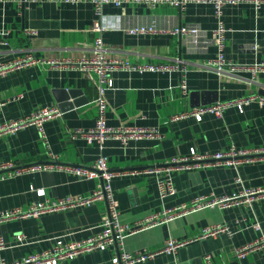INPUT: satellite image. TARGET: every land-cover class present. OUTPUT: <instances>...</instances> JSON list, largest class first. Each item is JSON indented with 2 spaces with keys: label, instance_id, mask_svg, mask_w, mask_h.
<instances>
[{
  "label": "crops",
  "instance_id": "0c3cea01",
  "mask_svg": "<svg viewBox=\"0 0 264 264\" xmlns=\"http://www.w3.org/2000/svg\"><path fill=\"white\" fill-rule=\"evenodd\" d=\"M105 21L112 26L102 33L107 58L134 64H179L163 70L115 69L113 85L106 91V124L114 128L157 129L159 137H140L123 144L117 138L89 142L74 130L89 131L95 126L96 74L88 75L75 65L31 64L0 75V123L29 117L42 108H58L60 114L43 122L48 147L35 124L0 135V162L28 165L47 162L49 152L57 164L90 166L100 156L110 169L122 171L111 179L112 192L123 222L130 225L165 207L188 203L194 197L213 193L218 196L240 192L244 187H264V159L239 165H216L173 174L175 193L160 198L155 173L147 167L172 157L198 152L264 147V103L252 100L227 107L221 116L204 113L176 115L199 105L240 99L258 94L264 97V70L253 73L248 66L264 61V2L256 7L250 1L226 4L222 19L226 28L225 54L236 65L231 73H218L206 66L216 57L211 31L217 26L213 5L188 2L183 8L168 3L155 7L126 3L103 7ZM93 3L89 0H30L19 4L0 0V64L26 53L44 59L77 61L91 58L96 32ZM153 24L171 28L198 27L196 34L172 32L127 33L124 27ZM67 99L57 100V91ZM69 90L78 91L75 96ZM81 100L79 104L74 101ZM85 99L87 100L85 102ZM59 103H71L63 110ZM98 178L79 179L62 168H48L0 177V211L26 209L47 199L91 193ZM43 189L44 194L37 191ZM107 213V202L96 200L38 217L14 218L0 222L5 247L0 259L13 262L57 244L88 237L99 230ZM258 224V227L254 226ZM225 225L220 231L198 237L202 229ZM264 232V197L250 203L225 208L205 207L160 225L134 231L124 239L128 251L161 249L167 239L186 242L173 252H160L135 264H205L210 254L215 264H264V247L243 258L236 247ZM23 235L19 240L17 235ZM114 245L81 253L58 264H111Z\"/></svg>",
  "mask_w": 264,
  "mask_h": 264
},
{
  "label": "built area",
  "instance_id": "2783aa9c",
  "mask_svg": "<svg viewBox=\"0 0 264 264\" xmlns=\"http://www.w3.org/2000/svg\"><path fill=\"white\" fill-rule=\"evenodd\" d=\"M19 4H25L30 0H13ZM65 2H73L80 0H60ZM93 3L95 18L92 23V29L96 32L91 58H82L77 61L71 60H55L44 59L37 57L31 53H26L20 58H17L9 63L0 64V75L8 71L22 68L31 64L41 65H75L83 69L88 75L96 74L95 84L97 87V98L95 104L98 108V116L95 126L89 131L74 130L72 134L85 135L89 142L98 140L102 142L107 138H117L123 144H126L130 139L140 137L155 138L159 137L157 129L146 127H125L114 128L106 124L105 114L107 110L106 91L112 87L113 81L111 72L115 69L139 70V71H156L168 68H177L180 71H185V67L179 64L171 65L166 63L151 64H134L129 61L120 59L107 58L105 56L106 50L102 43V33L112 25L105 21L103 13L104 5L112 3L116 6H122L126 3H144L147 6L155 7L161 3H168L170 5L183 8L186 3L207 2L213 5L214 15L217 19V26L211 31V40L216 47V57L208 60L206 66L216 70L218 73L231 74L238 65L228 60L225 54L226 28L222 19L223 7L226 4L250 1L256 7H259L264 0H89ZM127 33H158V32H172L180 35L196 34L199 29L190 25H177L171 28L158 27L153 24L149 25H133L124 27ZM253 73L264 70V61L256 63L253 66H248ZM252 100H258L264 103V97L258 94L246 95L240 99L229 101H217L206 105H199L191 108L188 111L182 112L175 116V118L194 116L200 120L204 113H213L216 116H221L223 111L231 106L236 105L239 109L242 105ZM60 114L58 108H42L29 117L18 118L9 122L0 123V135L14 132L20 127L28 124H35L38 128L40 137L46 147L48 141L44 130L43 122L47 119L55 117ZM49 160L42 163H34L28 165H14L12 163L0 162V177L16 175L29 171L43 170L48 168H62L74 173L79 179L98 178L100 184L91 193L85 195H68L61 199H45L33 203L26 209L14 208L0 211V222L23 217H38L42 213L60 211L68 208H73L82 205H89L96 200H105L107 202V213L100 223L99 230L82 239L68 241L66 243L57 244L44 251L33 253L23 257L18 261L6 262L0 259V264H58L66 259H71L74 256L89 252L95 249H106L110 245H114L115 254L111 258V264H135L137 262L145 261L160 252H173L177 247L184 244L185 240L169 238L166 244L158 250H149L147 248L138 249L134 252L128 251L124 246V239L130 233L143 229L148 226L160 225L164 222L170 221L174 218L182 216L187 213L205 207L225 208L230 205L240 203H250L253 199L264 197V187H244L240 192L231 195L218 196L213 193L199 195L194 197L188 203H181L177 206L165 207L161 211L153 212L147 216L138 219L134 224L130 225L123 222L120 217V212L112 192L111 179L114 175L123 173L122 171H115L109 168L106 157L100 155L92 165H74V164H57L56 157L50 153ZM259 159H264V147L255 148H237L231 146L224 150L198 152L194 149L188 155L172 157L162 164L153 165L145 168V170L155 173L157 177V189L160 198L173 195L175 193V185L173 182V174L181 171L197 170L216 165H239L244 162H252ZM44 194L43 189L37 191ZM258 227L257 223H254ZM220 231L231 233L229 227L225 225H214L202 229L198 237H206L214 235ZM17 238L21 240L23 235L18 234ZM5 247V241L0 236V249ZM264 247V232H262L256 239L244 243L235 249L237 258H243L249 252ZM205 264H215L210 254L204 257Z\"/></svg>",
  "mask_w": 264,
  "mask_h": 264
},
{
  "label": "water",
  "instance_id": "95a60500",
  "mask_svg": "<svg viewBox=\"0 0 264 264\" xmlns=\"http://www.w3.org/2000/svg\"><path fill=\"white\" fill-rule=\"evenodd\" d=\"M76 94H78V91H74V90H69V95L70 96H75ZM67 92L66 91H64V90H61V91H57V97L56 98H58L57 100H64V99H67ZM81 100H84V99H77L76 101H74V103L76 104H79L80 103V101ZM87 100L85 99V102H86ZM59 105H60V109L61 110H63V109H65V108H68V106L70 107L71 106V103H59Z\"/></svg>",
  "mask_w": 264,
  "mask_h": 264
}]
</instances>
